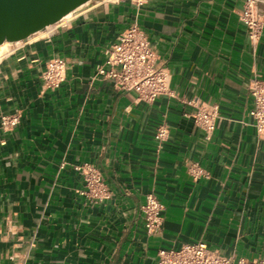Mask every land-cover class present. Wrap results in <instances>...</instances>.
<instances>
[{
  "label": "crops",
  "instance_id": "obj_1",
  "mask_svg": "<svg viewBox=\"0 0 264 264\" xmlns=\"http://www.w3.org/2000/svg\"><path fill=\"white\" fill-rule=\"evenodd\" d=\"M244 4L94 0L11 45L0 62V122L20 120L0 124V264H157L160 248L195 241L264 258V133L249 113V82L264 80V28L253 44ZM132 23L171 71L170 93L152 101L95 77ZM56 55L68 68L51 89L42 73ZM188 100L219 106L210 138ZM161 123L169 131L157 140ZM85 162L104 177L103 200L82 193L75 166ZM193 165L204 173L194 176ZM149 192L163 205L153 234L141 210Z\"/></svg>",
  "mask_w": 264,
  "mask_h": 264
},
{
  "label": "built area",
  "instance_id": "obj_2",
  "mask_svg": "<svg viewBox=\"0 0 264 264\" xmlns=\"http://www.w3.org/2000/svg\"><path fill=\"white\" fill-rule=\"evenodd\" d=\"M131 1L136 5H142L147 0ZM258 3L259 0H245L240 12V19L247 25L248 35L253 44L259 41L264 28V12ZM64 20L63 18L48 25L44 30H50ZM9 51L0 54V62ZM67 68L68 63L64 57L56 55L49 58L42 73L45 86L51 89L59 87L66 78ZM95 77L111 78L116 87L122 90H134L139 98L147 101L170 93L171 71L158 61L147 33L138 23L130 24L119 33L116 41L107 49L105 60L97 66ZM249 92L253 103L249 111L253 125L258 133H264V80L252 78L249 82ZM186 103L194 106L190 115L205 131L207 138H210L219 117V106L197 103V100H188ZM19 120L18 113H8L1 116L0 124L7 130L14 127ZM168 131L165 123L159 124L155 134L156 139H165ZM75 169L80 171L85 179L83 194L95 200H103L108 196L109 188L98 168L85 162L76 165ZM191 173L197 177L203 174L204 170L200 166L193 165ZM141 210L145 217L147 233L153 234L159 231L163 221V205L155 193L146 194ZM157 264H264V258L242 256L235 259L210 248L204 241H195L184 243L179 248H160L157 252Z\"/></svg>",
  "mask_w": 264,
  "mask_h": 264
},
{
  "label": "water",
  "instance_id": "obj_3",
  "mask_svg": "<svg viewBox=\"0 0 264 264\" xmlns=\"http://www.w3.org/2000/svg\"><path fill=\"white\" fill-rule=\"evenodd\" d=\"M94 0H0V44L27 39Z\"/></svg>",
  "mask_w": 264,
  "mask_h": 264
},
{
  "label": "bare ground",
  "instance_id": "obj_4",
  "mask_svg": "<svg viewBox=\"0 0 264 264\" xmlns=\"http://www.w3.org/2000/svg\"><path fill=\"white\" fill-rule=\"evenodd\" d=\"M86 7V6H85ZM88 7V6H87ZM77 11V10H76ZM75 11H72V12H70V13H68L65 17H64V19H68L73 13H74ZM75 14V13H74ZM73 16V15H72ZM43 33V32H42ZM19 44V43H18ZM11 44H10V42L9 41H4L3 43H1L0 44V54H4L5 52H7L10 48H11V46H10Z\"/></svg>",
  "mask_w": 264,
  "mask_h": 264
}]
</instances>
